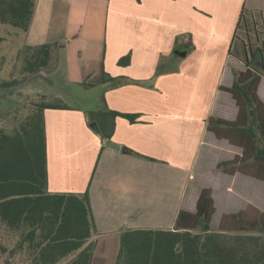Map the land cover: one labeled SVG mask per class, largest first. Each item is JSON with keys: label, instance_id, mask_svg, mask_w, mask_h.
<instances>
[{"label": "crops", "instance_id": "0c3cea01", "mask_svg": "<svg viewBox=\"0 0 264 264\" xmlns=\"http://www.w3.org/2000/svg\"><path fill=\"white\" fill-rule=\"evenodd\" d=\"M94 2L107 5L105 30L103 41L90 43V31L80 27L92 21ZM244 11L264 13V0H36L32 46L55 43L52 25H65L71 39L61 46L67 56L59 54L54 71L66 69L71 83L100 89L108 109L139 115L136 123L117 118L112 138L103 140L85 108L45 112L48 189H89L95 253L100 239L128 229L174 228L181 211L197 212L204 189L215 202V230L226 215L250 207L264 213V181L218 169L243 149L208 129L212 117L238 118L237 102L224 89L262 41L238 30ZM129 55L130 64L120 66ZM91 67L100 84L86 82ZM105 73L117 80L103 81ZM258 94L264 102V79ZM98 111L91 112L94 118Z\"/></svg>", "mask_w": 264, "mask_h": 264}, {"label": "trees", "instance_id": "16d2710c", "mask_svg": "<svg viewBox=\"0 0 264 264\" xmlns=\"http://www.w3.org/2000/svg\"><path fill=\"white\" fill-rule=\"evenodd\" d=\"M36 0H0V23L29 31ZM244 11L238 30L261 33ZM262 22L264 14L260 12ZM237 38V36H236ZM264 45V42H263ZM57 45L29 46L21 54L28 74L56 69ZM264 57L263 49L259 50ZM264 59V58H263ZM131 57L120 59L128 66ZM246 70L235 73L230 92L239 107L238 118H210L208 129L219 139L243 149L241 157L218 165L222 172L241 173L264 181V102L258 89L264 79V62L258 67L245 61ZM115 81L117 79L105 78ZM17 80L2 82L10 88ZM86 85V84H84ZM64 101L51 102L41 95L33 111L12 132L0 131V259L20 253L27 264H92L98 235L89 189L82 194L52 193L48 189L46 110L69 109ZM119 117L136 123L139 115L125 114L103 105L94 128L110 140ZM129 152H132L129 150ZM215 202L211 189H204L196 213L181 211L174 228L128 229L121 236L117 264H264V213L254 207L226 215L219 229L212 228ZM5 241H15L12 249Z\"/></svg>", "mask_w": 264, "mask_h": 264}, {"label": "rangeland", "instance_id": "374dc122", "mask_svg": "<svg viewBox=\"0 0 264 264\" xmlns=\"http://www.w3.org/2000/svg\"><path fill=\"white\" fill-rule=\"evenodd\" d=\"M89 9L90 17L94 14L92 21H87L83 27L85 28L84 34L90 31L89 42L92 43L96 39L104 40V21L101 23L102 16L106 13L107 5L102 2H94ZM261 11H253V17L247 12L246 18H249L253 24L256 21L260 28L259 37L262 39L260 48L263 49L264 42V22L260 15ZM264 14V13H263ZM264 16V15H263ZM90 20V19H89ZM92 23V25H91ZM43 27V24L41 25ZM77 29V30H80ZM51 30L55 31L52 38L57 40L54 45H57L54 51V62L58 60L59 54L64 58L67 56V51L62 49V45L71 42L68 38V29L65 25H52ZM243 28L240 30L242 31ZM29 31H23L11 25L0 23V83L16 79L17 84L10 88H2L0 86V131L12 132L27 115H29L35 108V103L41 101V95H44L48 101L59 102L60 100L69 104V106H79L85 108L88 112L87 118L91 124H97V119L93 117L92 111L99 110L103 103V97L100 95L101 91L97 87L94 88L90 85H80L71 83L68 80L66 69L57 73L50 74V71L45 73L28 74L24 70V60L21 52L32 46L36 40L30 36ZM244 35L241 33L240 36ZM256 38V34L252 33ZM40 46V45H38ZM34 47V46H33ZM261 58V57H260ZM264 58V57H262ZM95 68H90L92 71L90 84H100L101 76H96ZM108 75L105 73V78ZM103 77V79H104ZM85 80V79H84ZM85 86H87L85 88ZM100 98V99H99ZM93 241L96 240L94 237ZM15 241H5V244L12 249L15 246ZM121 249V237L103 238L99 241V248L94 255L92 264H117ZM69 261V260H68ZM68 261H63L60 264H67ZM0 264H27L26 255L20 253L16 256L4 255L0 259Z\"/></svg>", "mask_w": 264, "mask_h": 264}, {"label": "water", "instance_id": "95a60500", "mask_svg": "<svg viewBox=\"0 0 264 264\" xmlns=\"http://www.w3.org/2000/svg\"><path fill=\"white\" fill-rule=\"evenodd\" d=\"M176 54L185 57L187 55V52L176 51ZM262 62H264V59L261 57V58L256 59L254 61V65L260 67ZM94 126H97V124L96 123L95 124H91V127H94Z\"/></svg>", "mask_w": 264, "mask_h": 264}, {"label": "flooded vegetation", "instance_id": "af4514ba", "mask_svg": "<svg viewBox=\"0 0 264 264\" xmlns=\"http://www.w3.org/2000/svg\"><path fill=\"white\" fill-rule=\"evenodd\" d=\"M262 48H260V46L258 47V48H256L254 51H253V58H254V61L256 60V59H259L260 57H261V53H259V50H261ZM253 58H251L250 59V62L252 61V59Z\"/></svg>", "mask_w": 264, "mask_h": 264}]
</instances>
